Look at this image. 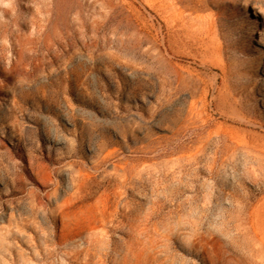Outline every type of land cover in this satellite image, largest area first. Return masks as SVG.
<instances>
[{
  "label": "rangeland",
  "instance_id": "rangeland-1",
  "mask_svg": "<svg viewBox=\"0 0 264 264\" xmlns=\"http://www.w3.org/2000/svg\"><path fill=\"white\" fill-rule=\"evenodd\" d=\"M0 264H264V0H0Z\"/></svg>",
  "mask_w": 264,
  "mask_h": 264
},
{
  "label": "bare ground",
  "instance_id": "bare-ground-1",
  "mask_svg": "<svg viewBox=\"0 0 264 264\" xmlns=\"http://www.w3.org/2000/svg\"><path fill=\"white\" fill-rule=\"evenodd\" d=\"M259 33V32H258Z\"/></svg>",
  "mask_w": 264,
  "mask_h": 264
}]
</instances>
